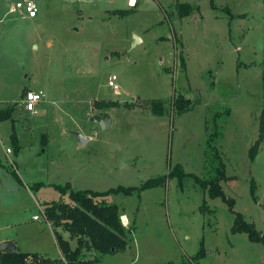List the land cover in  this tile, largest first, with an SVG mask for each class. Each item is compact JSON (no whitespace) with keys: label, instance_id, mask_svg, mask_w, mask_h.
Segmentation results:
<instances>
[{"label":"rangeland","instance_id":"rangeland-1","mask_svg":"<svg viewBox=\"0 0 264 264\" xmlns=\"http://www.w3.org/2000/svg\"><path fill=\"white\" fill-rule=\"evenodd\" d=\"M16 1L0 0V109L15 105L13 122L0 121V243L59 257L43 214L50 202L70 200L57 186L103 191L166 175L140 193L100 197L118 206L132 231L124 251L85 257L264 264V244L233 233L234 213L209 192L222 162L225 195L264 235V137L249 157L264 109V0H178L198 7L182 18L171 13L176 0H35L34 19L11 11ZM134 4L130 14L116 13ZM29 89L45 93L35 113L23 106ZM179 93L191 99L188 110L151 112L149 101L168 105ZM110 100L120 104L96 106ZM100 111L112 118L104 130L90 119ZM77 133L88 140L79 145Z\"/></svg>","mask_w":264,"mask_h":264},{"label":"trees","instance_id":"trees-1","mask_svg":"<svg viewBox=\"0 0 264 264\" xmlns=\"http://www.w3.org/2000/svg\"><path fill=\"white\" fill-rule=\"evenodd\" d=\"M171 13H176L177 17L182 18L198 11L196 5L188 2H176L172 6ZM213 7L214 4H213ZM135 8V4L125 11H118L120 16L130 14ZM228 11L227 8H225ZM183 59V58H182ZM25 96V94H24ZM120 103L117 100H110L107 102L96 103L99 109L111 106H118ZM192 101L190 98L179 93L174 97L170 104L166 105L164 100L156 99L149 101V107L153 114L163 115L170 109L181 113L190 108ZM123 106L130 108L132 103L125 101ZM15 111V105L7 106L0 109V121L11 119ZM14 125V124H13ZM216 133L210 132L207 139V146L213 139ZM264 137V109L259 117V136L250 148L249 157L251 161L254 160L260 142ZM14 153L16 154L20 148L18 137L14 131L10 134ZM216 176L211 179L209 185V192L212 197L221 196L229 205V210L234 213V222L231 227L233 233L244 232L252 242H260L264 244V235L256 229L253 222L247 221L243 214L234 210L235 200L227 197L222 189L221 181L226 179L225 165L218 162L215 167ZM179 176L185 174L181 165H177L175 169ZM174 173V172H172ZM170 173V174H172ZM170 176V175H169ZM167 180L166 175L146 180L140 186H118L117 188H110L103 191H93L91 189H74L70 183L65 186H57L62 194H69V201L59 200L50 202L44 209L45 219L53 226L56 237V244L60 251V257H49L38 252L22 251L9 252L0 250V264H96L100 259L85 257L91 251H97L100 255L108 253H116L124 251L128 246V235L132 228H126L121 221L122 214L115 203H107L100 200V197L106 196L110 193L131 194L133 192L140 193L141 191L157 187L165 184ZM250 192L253 200L256 202V184L251 180ZM57 228H61L68 232L69 238L74 239L75 246H72L69 239L61 236ZM204 254L200 250L193 258L198 259ZM166 264H174L168 262Z\"/></svg>","mask_w":264,"mask_h":264},{"label":"built area","instance_id":"built-area-1","mask_svg":"<svg viewBox=\"0 0 264 264\" xmlns=\"http://www.w3.org/2000/svg\"><path fill=\"white\" fill-rule=\"evenodd\" d=\"M38 4L35 0H17L11 11H17L18 13H23L27 17L34 18L38 13ZM117 79L116 75L110 76L109 84L114 87L115 91H118V86L115 85V80ZM45 93L42 91L36 90H27L23 99V106L29 112H36L37 105L43 100ZM10 149H8L9 151ZM44 214V211H43ZM33 218H37L34 216Z\"/></svg>","mask_w":264,"mask_h":264},{"label":"water","instance_id":"water-1","mask_svg":"<svg viewBox=\"0 0 264 264\" xmlns=\"http://www.w3.org/2000/svg\"><path fill=\"white\" fill-rule=\"evenodd\" d=\"M134 39L135 40H134L133 45L138 43L139 38L138 36L135 35ZM90 119L94 121L96 124H98L100 129H103V130L108 128L112 123V118L107 111H100L92 115ZM77 140H78V144L81 145L85 141H87L88 138L84 137L80 133H77ZM0 250L9 251V252H17L18 249H17L16 244L12 240H5L0 243Z\"/></svg>","mask_w":264,"mask_h":264},{"label":"crops","instance_id":"crops-1","mask_svg":"<svg viewBox=\"0 0 264 264\" xmlns=\"http://www.w3.org/2000/svg\"><path fill=\"white\" fill-rule=\"evenodd\" d=\"M133 1H134V0H129V3L131 4ZM37 15H38V13H37ZM37 15H36V17H37ZM36 17H34V18H36ZM34 18H33V19H34ZM29 90H30V89H29ZM108 113H109V112H108ZM109 114H110V113H109ZM89 138H90V137H89ZM122 216H125V215H122ZM121 221H124V220H121ZM126 221H127V220H126ZM122 223H123V222H122ZM14 243H15V242H14ZM127 247H128V246H127ZM17 249H18V248H17ZM37 252H38V251H37ZM38 253H40V252H38ZM40 254H41V253H40ZM42 255H43V254H42ZM59 257H60V255H59ZM52 258H54V257H52ZM103 258H104V257H103ZM103 258H101L98 262H101ZM98 262H97V263H98Z\"/></svg>","mask_w":264,"mask_h":264},{"label":"bare ground","instance_id":"bare-ground-1","mask_svg":"<svg viewBox=\"0 0 264 264\" xmlns=\"http://www.w3.org/2000/svg\"><path fill=\"white\" fill-rule=\"evenodd\" d=\"M121 218L124 220V222L127 220L126 216H122Z\"/></svg>","mask_w":264,"mask_h":264}]
</instances>
